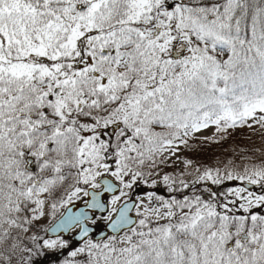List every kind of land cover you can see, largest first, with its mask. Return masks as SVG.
<instances>
[{
    "label": "snow or ice",
    "instance_id": "snow-or-ice-1",
    "mask_svg": "<svg viewBox=\"0 0 264 264\" xmlns=\"http://www.w3.org/2000/svg\"><path fill=\"white\" fill-rule=\"evenodd\" d=\"M256 125L264 0H0V264H264V145L179 155Z\"/></svg>",
    "mask_w": 264,
    "mask_h": 264
},
{
    "label": "trees",
    "instance_id": "trees-1",
    "mask_svg": "<svg viewBox=\"0 0 264 264\" xmlns=\"http://www.w3.org/2000/svg\"><path fill=\"white\" fill-rule=\"evenodd\" d=\"M223 135H225V138L220 139L219 135H216L215 133L214 136L215 139L219 141L218 143L213 142L211 139L208 141L191 140L190 147L185 148L182 146L185 158L192 159L194 162H198L205 166H215L218 162L222 163L228 159H237V162H239L242 149L246 150L247 154H251L253 148H259L264 145V129L260 128H257L254 131L240 128L238 131L232 130ZM203 159L204 161H202ZM165 170L167 172H172L173 168L169 167ZM176 171H178L177 168ZM232 183L238 184L239 182ZM58 210L60 212L62 209ZM59 212L57 216L59 215ZM41 234L43 235V233ZM68 242L69 248L66 249V254L61 258H57L58 256L56 254L53 255L49 252H44V255L37 258V264H61V261L65 259L67 253L71 251L75 245L72 241ZM47 259L50 260L47 261Z\"/></svg>",
    "mask_w": 264,
    "mask_h": 264
},
{
    "label": "rangeland",
    "instance_id": "rangeland-1",
    "mask_svg": "<svg viewBox=\"0 0 264 264\" xmlns=\"http://www.w3.org/2000/svg\"><path fill=\"white\" fill-rule=\"evenodd\" d=\"M258 125H256V126H254L253 128H248V127H244V128H247V129H254L255 127H257ZM236 129H239L238 127L237 128H235V130ZM214 131H215V128H214V126L213 127H210V128H208V129H205V130H203L201 133H198L197 135H196V138H198V139H200V138H203V137H211L213 134H214ZM180 153H181V149H180ZM180 155V154H179ZM176 165H179V167L181 168V167H183V165L179 162V161H177L176 162ZM166 171V170H165ZM167 172V171H166ZM161 187H160V189L163 191V196H165L166 197V195H168L169 193L167 192V189H166V187L163 185V183L161 182ZM140 188H137V189H135V194H138V195H144V191H142V190H139ZM77 203H81V201H76ZM58 212H59V210H57V212H56V215L55 216H57V214H58ZM107 215V213L106 214H104V215H98V216H96L95 218L97 219V223L95 224V226L97 227V230L98 229H102L103 227H104V225H105V223L107 222L105 219H103V217H105ZM134 215H135V213H134ZM55 216H53L52 214H51V210L49 209V212H48V215L45 217V218H42V220H41V226L42 227H47L50 223H51V220L53 219V218H55ZM46 238H48V237H46ZM50 239H52V238H50ZM53 239H56V238H53ZM64 239V238H63ZM66 240H67V237H66ZM74 246H77L76 244L74 245ZM79 246V245H78ZM65 251H66V249H55V250H45V252H49L50 254H56L58 257L57 258H61L64 254H66L65 253ZM50 259H47V261H49Z\"/></svg>",
    "mask_w": 264,
    "mask_h": 264
},
{
    "label": "water",
    "instance_id": "water-1",
    "mask_svg": "<svg viewBox=\"0 0 264 264\" xmlns=\"http://www.w3.org/2000/svg\"><path fill=\"white\" fill-rule=\"evenodd\" d=\"M68 207H70V208H72V210L73 211H79V209L81 208V207H83V205L82 206H77V205H75V206H73V205H69ZM65 211V210H64ZM95 213H101V212H99L98 210L97 211H95ZM105 213V212H104ZM61 219V216L59 217V219L58 220H56L52 225H55L56 223H58L59 222V220ZM108 224V223H107ZM93 231H94V229H93ZM105 233H110V229L107 227V225L105 226V229L104 230H102L101 232H99L97 235H95V238H99V237H101L103 234H105ZM68 233H63V232H60V233H53V232H49L47 235L48 236H54V237H56V236H59V235H64V236H66ZM72 239L73 240H76V241H78L79 242V240L76 238V235H74L73 237H72Z\"/></svg>",
    "mask_w": 264,
    "mask_h": 264
}]
</instances>
